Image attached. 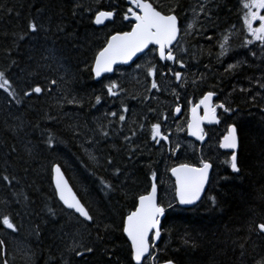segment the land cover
I'll list each match as a JSON object with an SVG mask.
<instances>
[{"label":"trees","instance_id":"obj_1","mask_svg":"<svg viewBox=\"0 0 264 264\" xmlns=\"http://www.w3.org/2000/svg\"><path fill=\"white\" fill-rule=\"evenodd\" d=\"M235 1L151 0L165 13L174 9L182 35L189 22L194 25L190 34L183 35L181 44L187 51L181 54L186 64H197L201 70L182 72L177 82L168 69L179 71L178 65L160 61L154 47L131 65L94 80L91 68L96 52L113 31L131 27L121 22L126 0H0V71L6 73L21 100L16 104L0 89V177H15L11 184L0 178V217L8 215L16 226L13 231L0 224V241H4L0 264L5 260L7 264H134L122 219L134 210L136 197L150 189L152 171L157 173L159 204L166 208L156 246L157 263L252 264L254 256L264 254V236L249 231L253 222L264 221V52L255 62L256 72L215 68L214 40L226 33L232 39L236 32ZM110 5L119 6L116 23L93 24L94 12L110 10ZM29 20L40 26L37 33H28ZM53 48L59 67L41 59L47 55L45 49ZM152 64L158 69L155 77L147 75ZM153 78L158 90L149 91ZM52 79L57 84L50 92L23 96L28 85L46 86ZM112 82L118 86L117 95L110 97L106 86ZM206 91L216 93L215 104L232 109L231 118L217 109L220 123L214 137L217 141L230 123L237 126L240 171L233 172L226 163L229 156L217 148L220 160L214 162L203 198L180 208L168 169L178 163L197 165L200 158L197 147L187 152L180 145L174 155L169 149L185 135L189 100L196 103ZM96 96L101 97L100 103ZM177 103L181 113L176 117L172 109ZM123 106L127 112L122 113ZM110 112L117 116H109ZM161 113L168 116L162 130L170 143L151 139L150 126ZM119 114L126 121H119ZM102 131L109 135L102 136ZM49 134L54 140L51 147L46 143ZM126 136H131V144ZM53 164L61 167L99 227L110 225L107 234L101 232L102 242L95 240L96 224L82 225L56 198ZM101 180L112 186L110 191L102 190ZM48 208L56 215H50ZM73 235L94 246V253L77 257L69 249ZM104 248L111 250V258Z\"/></svg>","mask_w":264,"mask_h":264},{"label":"snow or ice","instance_id":"obj_2","mask_svg":"<svg viewBox=\"0 0 264 264\" xmlns=\"http://www.w3.org/2000/svg\"><path fill=\"white\" fill-rule=\"evenodd\" d=\"M128 7L123 10L121 22L130 23L131 27L129 31H113V33L107 38L106 43L100 48L94 57L92 64V72L95 77H100L102 73L111 72L113 65L118 61L127 62L131 60L137 53H142L150 45L154 46V51L158 55L160 61L164 62H175L181 68L184 67V61L178 58V53L186 52L187 49L181 44L183 35L190 34V30L194 28L192 22L186 25V28L181 33V29L178 24V18L174 14V9H169L166 13L158 10V7L154 6L151 0H126ZM242 8L246 11L243 12L241 17L243 27L250 35L251 39H246L244 45L247 46L252 44L253 41L259 42L260 45L264 46V0H241ZM118 5H110V10L98 8L92 17V22L95 25H105V22L115 24L116 17L121 15L118 10ZM11 11V10H9ZM86 11L91 12V9ZM200 11L203 12V5L200 7ZM134 21V22H132ZM28 33L35 34L40 30V26L34 21L29 20L27 24ZM27 35V34H26ZM25 37H20L24 39ZM211 39V37H208ZM229 36L225 34L219 41L220 56H224L228 52ZM47 55L42 56L41 59L51 61L59 64V58L57 57L56 50L45 49ZM252 55H255L253 52ZM229 64L226 71L232 70L238 66ZM51 66V65H49ZM139 68L140 65H137ZM157 66L152 64L147 68V75L149 77H155L157 74ZM168 72L174 76L176 81L182 80V72H172L171 68ZM160 76H165V72H159ZM57 81L55 79L47 81L46 86H42L40 83L30 84L27 86V90L23 91L24 97L31 95H41L45 91H51L55 87ZM182 86V85H181ZM117 84L112 82L107 85L108 96H116ZM264 87V85H261ZM0 89L4 90L8 96L15 99L16 104H20L21 100L17 99V93L12 88V82L7 78L4 71H0ZM157 89L158 84L155 78L152 79L150 89ZM173 94L176 95L175 89ZM216 95L214 91H206L200 97L196 103H192L189 100L190 108L189 115L187 118L186 128L190 136L195 137L198 141H205L206 133L202 124L207 121L209 123H220L217 115V109H223V112L228 113L232 111L230 107H225L224 103L213 104V97ZM149 99V97H145ZM101 97L96 96V102L100 103ZM73 100H69L68 103H73ZM203 110V114H200V110ZM127 107H122V113L127 112ZM149 111H154L149 109ZM174 114L181 112V106L179 103L172 109ZM109 116L116 117V112L108 113ZM119 121H126L124 114H119ZM168 116L161 113L159 121L152 123L150 126L151 139L160 144L161 142L170 143L169 136L162 130V124H166ZM144 127L143 124L140 125ZM183 129H178L182 131ZM136 133L133 132L132 136ZM102 136L107 137L109 133L107 131L101 132ZM125 141L131 144V136L124 137ZM49 147L54 143V140L49 134V138L46 141ZM241 146V137L238 132V128L235 124H229L226 132L222 135L219 141V147L221 149L231 150V155L226 163L230 166V169L238 173L240 171L238 166V149ZM180 148V144L177 143L175 148L169 149L174 155L176 150ZM15 151V148L12 149ZM95 159V157H90ZM111 158H108V164L111 165ZM211 165L205 161H200V166L181 163L168 169L172 177L175 178V198L181 205H192L201 198V193L205 187L208 179V173ZM52 171L53 182L55 185V195L58 197L59 202L68 210H71L72 215L77 217L82 225L96 224L97 235L96 241H103L104 235L107 234L110 225L104 224L103 229L99 227L96 217L92 211L87 207L77 194L69 186L67 180L64 179L63 173L58 165H53ZM116 173H119V169H116ZM2 178L5 182L11 184L15 177H9L4 175ZM149 179L152 181L150 190H147L144 194H140L136 197V204L134 210L128 212L122 219V232L127 236L130 241V259L135 264H146V262H154L157 258L156 251L154 250L155 242L161 235V217L164 214V207L157 202V173L152 171ZM100 184L102 190L110 191L112 186L105 181L101 180ZM215 198H212L213 205L215 204ZM50 215L55 216L56 213L52 208H48ZM0 224L7 229L13 231L16 230V226L12 222L8 215L0 217ZM249 231L256 232L260 236H264V221L256 223L253 222ZM67 235V234H65ZM151 241V243H150ZM4 248V241H0V251ZM243 248V245H241ZM69 249L74 252L77 257H85L91 255L95 251V247L83 242V238L78 239L76 235H73ZM103 252L107 253L111 258V250L104 248ZM3 264H7V261H3ZM164 264H173L172 260L164 261ZM252 264H264V254L259 255V258L253 257Z\"/></svg>","mask_w":264,"mask_h":264},{"label":"flooded vegetation","instance_id":"obj_3","mask_svg":"<svg viewBox=\"0 0 264 264\" xmlns=\"http://www.w3.org/2000/svg\"><path fill=\"white\" fill-rule=\"evenodd\" d=\"M244 11H246V10L242 8L241 0H236L235 1L236 32L233 34L232 39H229V44H228V49L229 50L224 56H220L219 55V52H220L219 41L223 38V36L225 34L222 37H220L218 40L217 39L214 40L215 48H216L215 56H216L217 61H218L217 67L215 66L216 69H222L223 71H226L227 66L229 64L237 65V62H240L237 67H235L232 70H229V72L230 71H235V70H238V69L239 70L247 69V70H251V71H254V72L258 71L257 67L255 66V62H256V60L258 61V58H260L263 55L264 46L260 45L259 42H256V41H253L252 44H249L247 46L244 45V41L246 39H248V40L251 39L250 35L247 33L246 29L243 27V22H242L241 17L243 15ZM262 14H264V12H262ZM227 35L230 37L229 34H227ZM253 52L255 53V55H252ZM177 55H178V58L182 60L183 55L181 54V52L178 53ZM170 62H172V61H170ZM172 63H175V62H172ZM205 68H207V67H205ZM178 69H179L180 72H195V71H200L201 67L199 65H197V64H186L185 61H184V67L181 68L178 65ZM207 69H210V68H207ZM212 103L215 105V103H216V95H215ZM217 115H218L219 120H220V115H219L218 111H217ZM231 115H233V114L228 113L226 115V117L227 118H231ZM218 124H216V125H218ZM230 124H233V123H230ZM216 125L203 126L204 131L206 133V139H205V141H204V143L202 145H199L198 143H196V142L192 141L191 139H189L191 142L194 143V147H197L198 154H199L198 156L200 158V161L201 160H205V161L211 163L212 171H211L210 179H211V177H212V175L214 173V169H215L214 162H215V160L219 161L220 158H219V155L215 158L212 154H210L211 152L207 153V151L204 150L205 149V145H207L209 142L216 143L217 146H218V149L220 151H222L223 153H226L229 157L231 155V151L221 150L219 148L220 138L222 137V135L226 131L216 141V139L214 137V134H215V129L214 128H215ZM184 136L186 137V133H185ZM184 147L186 148L187 152H193V148H190L188 146H184ZM202 151H203L204 154L201 153ZM197 165L199 166L200 162ZM209 182H210V180H209ZM146 264H149V262H146Z\"/></svg>","mask_w":264,"mask_h":264},{"label":"water","instance_id":"obj_4","mask_svg":"<svg viewBox=\"0 0 264 264\" xmlns=\"http://www.w3.org/2000/svg\"><path fill=\"white\" fill-rule=\"evenodd\" d=\"M132 22H134V21H132ZM107 23V21L105 22V24ZM178 24H179V21H178ZM96 26H103V25H96ZM130 30V29H129ZM128 30V31H129ZM150 47H154V46H152V45H150L147 49H145L142 53H137V55L136 56H134L131 60H129V61H127V62H120V61H118L116 64H114L113 65V70L111 71V72H105V73H102L101 74V76L100 77H95V75H94V73L92 72V70H91V72H92V75H93V78H94V80H100L103 76H105V75H110V74H112L113 72H114V70L117 68V67H120V66H123V67H126V66H129L130 64H132L138 57H140L142 54H144ZM158 56V55H157ZM93 62H94V60H93ZM163 62V61H162ZM215 97V96H214ZM214 97H213V99H214ZM181 113V112H180ZM179 113V114H180ZM179 114H175V116L177 117V116H179ZM200 114L202 115L203 114V110L201 109L200 110ZM217 123H209V122H207V121H205L203 124H202V127L203 126H206V125H216ZM185 130H186V137L188 138V139H191L192 141H194V142H196V143H198L199 145H202L203 143H204V141L203 142H201V141H198L195 137H192V136H190L189 134H188V132H187V128L185 127ZM220 148V147H219ZM221 149V148H220ZM221 150H226V151H231V150H229V149H221ZM210 165H211V163L210 162H208ZM178 164H181V163H178ZM188 164V163H187ZM53 165H58V164H53ZM53 165H52V167H53ZM177 165V164H176ZM176 165H174V166H176ZM191 165H193V164H191ZM59 166V165H58ZM174 166H172V167H174ZM195 166H197V167H199L198 165H195ZM60 167V166H59ZM60 169H61V167H60ZM211 171H212V165H211V167H210V169H209V173H208V179H207V182H206V184H205V187H204V189H203V191H202V193H201V198L198 200V201H196L194 204H192V205H181V204H179V202H178V200L175 198V187H174V198H175V204L178 206V207H180V208H187V207H190V206H193V205H196L202 198H203V196H204V194H205V192H206V190H207V188H208V185H209V180H210V176H211ZM61 172L63 173V176H64V179L65 180H67V182H68V184H69V186L72 188V186L70 185V183H69V181H68V179L66 178V176H65V174H64V172L62 171V169H61ZM169 173V176H170V178L172 179V181H173V186H174V184H175V178L174 177H172V175H171V173L170 172H168ZM53 175H54V173H53V171H52V168H51V181H52V186H53V188L55 189V185H54V182H53ZM72 190H73V188H72ZM150 190V189H149ZM74 191V190H73ZM75 192V191H74ZM56 198L58 199V197L56 196ZM59 201V200H58ZM157 202L159 203V195H158V193H157ZM61 203V202H60ZM161 205V204H160ZM162 206V205H161ZM65 208V207H64ZM164 209H166V208H164ZM164 215H165V211H164V214L162 215V217H161V220L163 219V217H164ZM160 227H161V224H160ZM124 234V233H123ZM124 236H125V238H126V240H127V242H128V244L130 245V241H128V239H127V236L124 234ZM161 236V235H160ZM159 239H160V237L158 238V240L155 242V246H154V250L156 251V246H157V244H158V241H159ZM150 243H151V241H150ZM156 254H157V252H156ZM156 260H157V258H156ZM156 260L154 261V262H151V264H164V262H160V263H155L156 262ZM134 264H135V262L134 261H132ZM149 264H150V262H149ZM173 264H175L174 262H173Z\"/></svg>","mask_w":264,"mask_h":264},{"label":"rangeland","instance_id":"obj_5","mask_svg":"<svg viewBox=\"0 0 264 264\" xmlns=\"http://www.w3.org/2000/svg\"><path fill=\"white\" fill-rule=\"evenodd\" d=\"M175 142L179 143L182 146H188L190 148H193V150H194V143L191 142L189 139H187L185 136H180L179 138H176ZM217 148H218L217 144L214 145V143L209 142L207 145H205L204 150L207 151V153L211 152L210 154H212L216 158L218 156V149ZM163 187H165L164 191L166 192L167 187H168L167 184L163 185Z\"/></svg>","mask_w":264,"mask_h":264},{"label":"bare ground","instance_id":"obj_6","mask_svg":"<svg viewBox=\"0 0 264 264\" xmlns=\"http://www.w3.org/2000/svg\"><path fill=\"white\" fill-rule=\"evenodd\" d=\"M234 124V123H233Z\"/></svg>","mask_w":264,"mask_h":264}]
</instances>
